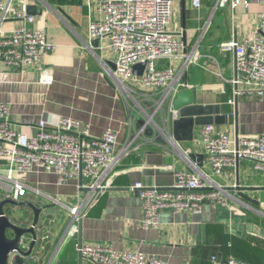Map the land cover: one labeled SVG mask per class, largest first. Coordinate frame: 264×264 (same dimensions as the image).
I'll return each mask as SVG.
<instances>
[{
    "label": "crops",
    "instance_id": "0c3cea01",
    "mask_svg": "<svg viewBox=\"0 0 264 264\" xmlns=\"http://www.w3.org/2000/svg\"><path fill=\"white\" fill-rule=\"evenodd\" d=\"M191 2L174 0L169 30L185 43L187 50H196L199 56L197 64L184 77L195 105L218 107L226 116V124L214 126L231 138L235 130L234 111L238 138L264 135V96L238 97L235 107V87L229 83L234 76L233 57L221 54L218 49L221 42H243L252 35L258 15L264 11V0H248L247 8L239 5L232 9L226 5L216 12H213L215 0H201L197 10ZM28 4L29 14L35 19L31 29L44 31L55 48L26 70H10L0 61V104L9 108L11 128L33 136L40 121L49 125L59 117H67L88 125L93 138L113 130L119 148L130 132L126 105L99 64L101 60L110 66L113 55L106 48V41L91 47L95 56L85 47L89 24L101 18L96 4L92 0H29ZM22 24V21H9L3 28L8 31ZM176 64L175 68L179 66ZM43 70L52 77L50 86L39 80ZM201 127L194 125L191 132L188 123L178 127L177 150L188 152L187 157L202 155ZM172 130L173 124L170 127L173 137ZM188 158L185 161L172 147L155 143L132 153L113 171L109 189L97 194L95 202L75 224L73 237L66 236L71 224L68 211L52 204L54 207L44 212L36 231L38 244L46 245L45 257L30 258L27 264H89L74 249L79 242L100 243L114 251L139 252L166 264H213L210 261L213 256L221 264L228 257L248 264H264V177L253 171L248 160H240L236 168L226 170L215 181L227 189L235 187L239 180L242 194L252 202L238 197L236 191H228L227 207L206 203L197 215L161 212L157 228H141L142 202L130 191L131 187L140 184L145 188H169L174 183L175 172L190 171V164L199 167ZM199 169L209 172L204 159ZM18 179L39 193L28 191L22 201L38 206L51 204L47 198L52 197L74 207L78 196L87 197L79 189V181L58 186L57 178L44 171L24 173ZM24 211L32 217L29 209ZM12 217L21 223L18 213Z\"/></svg>",
    "mask_w": 264,
    "mask_h": 264
},
{
    "label": "built area",
    "instance_id": "2783aa9c",
    "mask_svg": "<svg viewBox=\"0 0 264 264\" xmlns=\"http://www.w3.org/2000/svg\"><path fill=\"white\" fill-rule=\"evenodd\" d=\"M28 1L0 0V61L13 71L32 68L55 48L44 31L31 29L35 19L29 14ZM92 1L101 18L89 24L85 47L95 56L90 43L93 40L106 41V48L113 55L111 63L114 68L101 60L99 64L126 105L130 132L125 142L117 148V135L109 129L100 137L93 138L88 125L67 117H59L49 125L40 121L33 136L17 133L10 126L9 108L0 104V202L11 199L21 203L28 191L39 194L18 179V175L24 173H51L57 178L58 186L71 180L79 181V189L84 190L87 197L81 199L78 196L74 207H67L52 197L47 198L49 203L68 211L71 224L66 236L69 238L76 234L75 224L95 202V191L100 193L109 189L113 171L132 153L149 143L161 145L156 140L160 137L166 143L164 146L172 147L177 155L188 161V152L178 151L170 134L172 121L178 118L172 103L182 90L190 89L184 77L199 60L196 50H187L185 43L177 40L169 30L174 0ZM191 4L197 10L201 0H192ZM226 5L232 9L239 5L247 8L249 3L248 0H215L213 12ZM9 21H22L23 24L6 31L3 25ZM218 49L221 54L233 57L234 76L229 81L235 87L233 98L245 95L262 98L264 11L258 15L257 25L249 38L243 42H221ZM175 63L179 64L177 68ZM135 65L143 66L141 76L134 71ZM39 80L46 86L52 84L47 70L41 71ZM138 119L144 123L139 130L135 127ZM148 128L152 134L146 137ZM200 139L209 172L190 164V171L174 173V183L167 189L145 188L140 184L131 187L130 191L137 194L142 202V229L157 228L161 212L197 215L206 203L227 207L229 192L215 179L226 170L236 168L240 160L250 161L253 171L264 177V135L238 138L236 141L214 125H203ZM4 212L11 215L8 208ZM26 246L27 243L22 245ZM74 249L89 264H166L156 257H147L139 252L114 251L100 243L79 242ZM46 252L45 243L38 244L37 241L32 258L43 260ZM210 261L221 264L216 256ZM223 263L248 264L233 257H228Z\"/></svg>",
    "mask_w": 264,
    "mask_h": 264
},
{
    "label": "water",
    "instance_id": "95a60500",
    "mask_svg": "<svg viewBox=\"0 0 264 264\" xmlns=\"http://www.w3.org/2000/svg\"><path fill=\"white\" fill-rule=\"evenodd\" d=\"M98 40H93L90 45L91 47H98ZM110 66L114 68L113 63ZM134 71L138 76H141L144 72L142 65H135L133 67ZM237 98L234 100L236 107ZM173 104V110L177 112L178 118L172 121L173 124V139L179 140L177 136V128L183 125V123H188L189 131L191 132L193 126H203V125H224L226 124V116L220 113L218 107L212 106H196L193 99V94L190 89L182 90L180 92ZM235 120V130L234 138L238 139V120L236 111H234ZM144 123L138 119L136 124V129L139 130ZM152 134L150 128L146 130L145 136L148 137ZM156 140L161 145H166L165 141L160 137ZM190 157L199 167L203 165V155L190 154ZM238 173V171H237ZM239 181V180H238ZM236 181L235 187L227 188V191H236L239 193L238 197L243 198L248 202H252L247 196L242 194L243 189L239 187V182ZM99 190L95 191L98 194ZM54 207L52 204H44L43 206H38L29 201L17 203L11 199L3 200L0 202V264H27L28 259L32 258L38 241V230L40 221L44 215V212L49 208ZM8 208L10 214L17 216V213L23 211V216L20 217L21 223L17 222L8 213L5 214V209ZM25 209L31 211L32 217H28L24 213ZM84 213V212H83ZM15 220V221H14ZM27 246L22 247L23 244Z\"/></svg>",
    "mask_w": 264,
    "mask_h": 264
},
{
    "label": "rangeland",
    "instance_id": "374dc122",
    "mask_svg": "<svg viewBox=\"0 0 264 264\" xmlns=\"http://www.w3.org/2000/svg\"><path fill=\"white\" fill-rule=\"evenodd\" d=\"M23 213L22 212H19L18 213V215L20 216V217H22L23 215H22ZM18 218V217H17Z\"/></svg>",
    "mask_w": 264,
    "mask_h": 264
}]
</instances>
